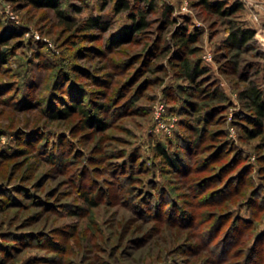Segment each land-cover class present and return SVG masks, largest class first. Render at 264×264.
Returning a JSON list of instances; mask_svg holds the SVG:
<instances>
[{
  "label": "rangeland",
  "instance_id": "374dc122",
  "mask_svg": "<svg viewBox=\"0 0 264 264\" xmlns=\"http://www.w3.org/2000/svg\"><path fill=\"white\" fill-rule=\"evenodd\" d=\"M58 1L67 21L49 7L0 0V264H243L264 234V207L249 201L252 191L264 197V144L245 139L253 126L238 99L264 61V0H210L240 3L229 17L198 0H152L151 10L129 0L146 22L129 40L114 38L130 24L117 0ZM95 17L106 30L84 29ZM232 26L255 32L242 49L226 46ZM184 29L198 38L189 58L206 69L200 85L169 66L186 56L169 45ZM215 85L224 100L199 89ZM74 105H100L104 129ZM181 137L189 150L176 145ZM81 190L96 195L95 207ZM236 217L250 228L233 229L218 256Z\"/></svg>",
  "mask_w": 264,
  "mask_h": 264
},
{
  "label": "trees",
  "instance_id": "16d2710c",
  "mask_svg": "<svg viewBox=\"0 0 264 264\" xmlns=\"http://www.w3.org/2000/svg\"><path fill=\"white\" fill-rule=\"evenodd\" d=\"M28 3H30L32 6L35 7H49L52 8L54 11L56 17L61 21H67L68 19L65 18L63 12L60 9V3L58 0H25ZM139 1V0H136ZM141 1V0H140ZM203 9L206 12H214L215 14L221 16V17H229L237 13L241 9V4L238 2H232L230 6L224 8V3L221 1H215L211 2L210 0H198ZM142 3H144L149 10L154 9V5L152 0H142ZM133 3H131L129 0H117L114 4V11L116 13L124 12L128 13V19L130 21L129 25H126L122 28H120L119 31L114 35V38L116 40L118 38H122L123 40H129L130 37L133 34L139 33L143 31L146 28V22L144 14L141 10V7H134V10L132 11ZM167 12L171 13V9L167 8ZM106 23H101V19L99 17L95 18H88L86 22L84 23V29L92 30L95 28H99L101 30L107 29ZM74 26L73 25H67V29L71 30ZM254 30L251 28H244V27H230L228 30V34L226 37V46L227 48L231 50H239L242 49L247 43L252 41L254 37ZM197 35L195 33H187L184 29L183 32L176 33L173 35V38L169 45L173 46L175 50L177 49H183L186 52V56L182 58L181 60H175L170 59L169 66L174 71L175 76L178 80L186 81L188 83H191V85H200V80L197 81L201 76L206 74V69L201 65V62L199 59L197 61L192 62L189 58L190 55L194 54L195 51L193 48H191L192 44H195L197 40ZM169 49V48H168ZM258 58L264 59L263 55H259ZM3 63V62H2ZM255 73L258 77L255 79H250L246 82V85L242 87L241 91L238 94V99L242 104L243 109H246L249 114L243 115L244 119L252 124V128L248 129L244 127V136L246 140L254 139L255 137H260L262 140V143L264 144V61L260 64H256V70ZM258 80V81H256ZM204 85V84H202ZM190 88V87H189ZM201 91L205 92V95L211 96L212 99L215 101L224 100V96L220 91V88L218 86H213V88L210 89L209 86H205V88L200 87ZM177 92L182 93L183 89L182 86H179L175 89ZM100 105H97L93 108H88L87 110L84 109L81 105H74L72 108H75L79 111V113L83 116L85 123H96L97 125H100L102 129H104L103 123L99 118L97 117V113H99V107ZM66 112L62 111L61 116H66ZM50 120L57 119L59 115L57 113H51L49 115ZM200 133H203V128L201 127L199 130ZM176 145H181L186 148V151L188 147V142L184 137H181L177 139ZM156 153L159 155L166 164L172 166L175 168V170H179L181 166V162L177 158V156L172 153L169 154L166 149H164L162 146H156ZM5 157V156H4ZM244 171V170H243ZM243 171L239 174H242ZM240 176L233 177V181L236 183H240ZM224 189L228 188V182L225 183L223 186ZM95 194L90 191L81 190L80 192V199L84 202V204L91 208L95 207L97 205V201H95ZM252 204L261 205L259 206L256 211L263 210L264 207V197L259 196L255 194L254 191L251 192L250 200ZM254 201V202H253ZM250 202L246 204L248 208H251ZM154 205V204H153ZM250 215L252 219L255 218L256 212L251 209ZM252 221H244L241 220L239 217H236L235 220H233L230 228V232L227 234L226 240H224V237L222 238L221 247H218V244L214 247L213 251L218 256L223 255L225 250L228 249L227 247V241H230L232 239V233L233 229L238 228L239 224H243L242 228L238 229L237 234L239 233V236H244L245 231L250 228L249 224H251ZM249 232V231H248ZM237 239V238H236ZM235 239V242L237 241ZM234 242V243H235ZM264 234L262 232H259L252 243L249 245V247H246L247 250H244L245 253V259L243 264H250V261L252 260L253 255H259L260 260H262V263L264 262ZM260 261V264H262ZM264 264V263H263Z\"/></svg>",
  "mask_w": 264,
  "mask_h": 264
},
{
  "label": "built area",
  "instance_id": "2783aa9c",
  "mask_svg": "<svg viewBox=\"0 0 264 264\" xmlns=\"http://www.w3.org/2000/svg\"><path fill=\"white\" fill-rule=\"evenodd\" d=\"M155 119H156V120L158 121V123H159V111L156 112Z\"/></svg>",
  "mask_w": 264,
  "mask_h": 264
}]
</instances>
